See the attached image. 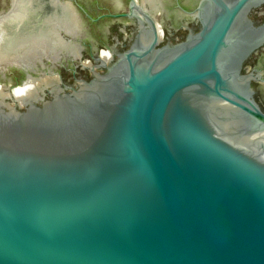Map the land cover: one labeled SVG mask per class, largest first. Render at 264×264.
<instances>
[{
	"label": "water",
	"instance_id": "water-1",
	"mask_svg": "<svg viewBox=\"0 0 264 264\" xmlns=\"http://www.w3.org/2000/svg\"><path fill=\"white\" fill-rule=\"evenodd\" d=\"M60 1L79 33H59L81 49V13ZM253 2L264 0H234L164 62L154 16L138 0L95 17L78 7L91 22L136 19V40L118 63L92 62L93 76L69 91L0 103V264H264V111L251 87L264 77L229 80L216 66L238 10ZM262 42L264 34L238 67ZM64 56L76 58L6 64L0 74L17 67L27 79L41 67L38 75L60 80ZM197 84L204 93L182 94Z\"/></svg>",
	"mask_w": 264,
	"mask_h": 264
},
{
	"label": "flooded vegetation",
	"instance_id": "flooded-vegetation-1",
	"mask_svg": "<svg viewBox=\"0 0 264 264\" xmlns=\"http://www.w3.org/2000/svg\"><path fill=\"white\" fill-rule=\"evenodd\" d=\"M126 1H127V7L125 10L124 9L110 10V11L101 12L100 14L105 12H113V13L127 12L129 0ZM189 1L190 3L186 4L182 0H174L173 7L176 10L178 19L177 21L172 22L173 25L171 27V30H168L167 28L163 27L161 24L162 34L160 35L158 33V43L155 46V49L157 50L154 53L156 54L157 56L156 58L159 62L161 61L164 62L165 60L178 55L182 51L194 45L200 39L201 34H204L210 28L215 18L226 13L227 8L232 7L234 3V0H207L203 4L201 11L198 15L197 8L199 7L201 0H189ZM50 4H51L50 0L49 2L48 0H38V1L33 0L32 9L35 12H33V14L29 16L30 19L28 18L27 22L20 28V30L16 34H13V31H11L12 28L11 29L9 27L5 28L3 34V41L6 42L8 39L9 40L14 39L15 40L14 42H16V38H18L19 36H23L27 33L37 34V32L41 30L43 27L45 29L46 20L49 17V15L53 13V10L49 9ZM263 4L264 2L258 4L253 2V3H249L245 7H242L240 10H238L235 22L233 23L230 32L228 33L226 43L223 46H221V48H219L217 53L219 61L216 64V66L218 71L221 73V75L224 78L229 80H235L238 79L239 76L247 75L250 73L264 77V67L261 63L264 59V42H262V44L258 47L256 51H253L246 59L242 61L240 67H238L237 65L239 63V58L243 54L245 48L248 47L249 44H251L252 42H254L256 39H258L260 36L264 34V17H263L264 7H262ZM9 5H10V0H9ZM11 6H12V0H11ZM78 7L81 8L82 6L77 4L76 9L79 13L83 15V12ZM103 19H106V17L99 19L96 22H99L100 20ZM113 19H119V18H113ZM121 19L131 21L130 24L121 23L123 26L127 28V30H129L131 36H125L120 39L114 37L110 38L112 42V45L109 46L111 54L109 50L102 49L104 50L103 52L104 54H106L105 51L109 53L107 58L105 55L106 60L102 58L101 51L100 53H98V46L104 47L108 44V42L106 41V38L109 37L108 32H104L105 38L103 40L97 41L96 44H93L89 38H80L78 40L79 45L81 46L80 53L84 50L86 54L97 64H100L101 62H104L106 65L107 64L112 65L118 63L119 60L118 54L130 48L131 44L135 42L136 35L138 33L136 19L124 18V17H122ZM146 50L147 48L145 49V52ZM149 54H152L154 56L153 51L150 52ZM94 56H98L99 60H95ZM80 57L82 56L79 55L75 59L67 57L68 58L67 60H64V57H62L61 61L58 64L56 71L60 73V69H62L68 72L71 76V79L75 81L73 82V84H66L63 82V78L61 76V79L59 80L58 84L59 87H61L64 91L70 90L68 86L78 85V81L76 80V78H78L77 76L78 68L89 70L88 71L89 78L87 80H89L93 76L90 71L91 65L88 66L85 63L83 64L82 62H76V60L78 61ZM209 66H210L209 62L205 61L200 65V69L206 70L207 68H209ZM19 70L22 72L23 76L26 77L25 71H23L22 69ZM106 70L107 68H104V71ZM33 75L34 74H31V76L29 75L27 79L29 77L31 78L38 77ZM206 80L208 82L210 81L212 82L213 78L208 77L206 78ZM226 85L228 86V83H226ZM205 90L206 89L203 85L197 84L186 87L185 89H183L182 94L183 95L199 94V93H204ZM253 91H254L253 93L254 96L257 90L253 89ZM246 93H247L246 90H241L240 92V94H246ZM46 97H49V95L46 94Z\"/></svg>",
	"mask_w": 264,
	"mask_h": 264
},
{
	"label": "bare ground",
	"instance_id": "bare-ground-1",
	"mask_svg": "<svg viewBox=\"0 0 264 264\" xmlns=\"http://www.w3.org/2000/svg\"><path fill=\"white\" fill-rule=\"evenodd\" d=\"M154 1L143 0L140 3L145 7L153 8L151 5ZM50 2L53 13L47 18L45 29L43 27L37 34L27 33L19 36L16 38V42H14V39H8L6 46L4 44L5 41H3L4 29L7 27L12 28L13 34H16L27 22L29 16L35 12L32 9L33 0H12L11 8L7 12L0 14V68L6 64L33 68L44 59L56 60L61 53L70 54L74 57L80 55L79 47L75 43L64 39L59 33V29H63L71 35L79 33L76 15L67 3H63L60 0H50ZM157 28L160 34L158 25ZM101 56L105 59V54L102 53ZM34 70L37 69L34 68ZM29 75L31 76L28 73L27 77ZM33 76L38 77H29L21 86L12 89L0 83V103L6 104L5 100L10 99L13 103L24 106L26 102L41 99L46 89H50L53 92L59 89V80L54 78V76H58L56 73ZM258 136L264 140V133ZM257 142L258 140H241L243 145L256 146Z\"/></svg>",
	"mask_w": 264,
	"mask_h": 264
},
{
	"label": "rangeland",
	"instance_id": "rangeland-1",
	"mask_svg": "<svg viewBox=\"0 0 264 264\" xmlns=\"http://www.w3.org/2000/svg\"><path fill=\"white\" fill-rule=\"evenodd\" d=\"M67 2H70L73 7L76 8V5L82 6L87 13H89L91 16L95 17L96 15L100 14L104 11H110V10H121L126 9L127 7V1L126 0H65ZM143 2V0H138L140 3ZM184 3L189 4V0H182ZM174 0H155L154 3L151 5L153 8L151 9V13L154 16V19L156 21V24L160 28V35L162 34V26L167 28L168 30H171V27L173 25V21H177L178 15L176 13L175 8L173 7ZM9 6V0H0V12L7 9ZM149 6V7H151ZM80 24H81V31L82 35L80 38H89L90 41L93 44H96L97 41L103 40L105 38L104 32H108V36L106 38V41L108 42V46L112 45V42L110 38H122L125 36H131V33H129V30L123 24H130L131 21L124 20V19H113V18H106L103 20H100L99 22H91L88 19H86L82 14L80 16ZM162 24V26H161ZM183 34V32H182ZM159 35V36H160ZM7 42H4L5 46L7 45ZM108 50L106 46H98V53L101 54L104 52V50ZM258 52V51H257ZM256 52V53H257ZM82 53V55H81ZM80 53V59L76 62H82L87 63V65H92V62L95 63L83 50ZM106 58L108 57L109 53L105 51ZM104 54V53H103ZM254 57V55H253ZM67 56H64V60H67ZM264 67V59L261 62ZM58 67V66H57ZM55 68V70L57 69ZM96 70L98 72H104V68L96 67ZM42 71L41 67H38V71L35 75H38ZM88 69H77V76L78 78L88 79L89 73ZM61 76L65 82H75L73 79H71V76L68 72L60 69ZM25 77L23 76L22 72L17 67H9L4 74H0V83L4 84L8 87L14 88L17 86H21L22 83L25 81ZM24 80V81H23ZM252 88L257 90V92L254 94V98L256 102L259 104L261 109L264 111V84L258 83L256 81H252ZM6 102L13 104V102L10 99H6Z\"/></svg>",
	"mask_w": 264,
	"mask_h": 264
}]
</instances>
